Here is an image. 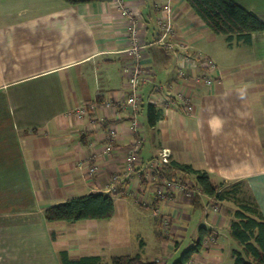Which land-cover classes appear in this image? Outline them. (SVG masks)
Here are the masks:
<instances>
[{"label": "crops", "instance_id": "crops-1", "mask_svg": "<svg viewBox=\"0 0 264 264\" xmlns=\"http://www.w3.org/2000/svg\"><path fill=\"white\" fill-rule=\"evenodd\" d=\"M234 1L264 21V0ZM122 2L136 12L138 38L147 44L136 169L166 149L170 156L161 163H189L215 182L243 180L264 217V31L253 32L249 43L229 45L186 0ZM167 2L176 39L188 51L214 60L216 81L207 86L190 80L193 110L186 111L181 101L176 110L157 107L162 116L151 125L147 117L153 84L173 91L179 82L175 54L149 44ZM128 27V18L111 0H0V264H61L62 249L71 257L98 255L105 261L138 253L130 241L110 232L108 218L51 222L44 215L57 202L105 192L114 175L121 191L116 196H129L136 182L135 174L124 171V156L135 135L120 106L128 93L123 73L130 61L125 52L131 45ZM91 101L95 109L79 116L77 109ZM106 101L112 105L105 106ZM108 142L113 149L106 153ZM146 145L149 157L143 155ZM92 164L97 165L94 175L87 173ZM193 179L185 177L189 184ZM140 183L149 186L150 203L157 199L152 229L159 243L145 254L149 260L172 253L196 217L200 222L191 231V244L200 226L214 230L216 239L195 253L193 261L233 264L238 244L229 234L232 203L222 202L216 211L208 197L179 190L156 198L150 173L149 183L146 173ZM159 214L170 219L168 237L160 234Z\"/></svg>", "mask_w": 264, "mask_h": 264}, {"label": "trees", "instance_id": "trees-1", "mask_svg": "<svg viewBox=\"0 0 264 264\" xmlns=\"http://www.w3.org/2000/svg\"><path fill=\"white\" fill-rule=\"evenodd\" d=\"M69 3H83L106 0H65ZM194 12L203 22L218 35H223L229 45L251 42L253 32L264 31V21L253 11L247 10L234 0H186ZM162 116V110L154 104H148V122L155 124ZM153 159V158H152ZM161 178L180 181L188 188L198 189L194 197L206 196L210 202H231L234 205L232 220L229 229L230 236L237 242L238 247L232 250L233 264H264V217L255 201L246 189L243 180L215 182L207 171L196 169L189 163L170 160L160 162L158 167ZM193 176L194 182L188 183L185 177ZM121 193L89 192L57 202L44 211L47 221L76 222L87 219H107L114 212L113 195ZM153 199V206L157 201ZM160 234H163L162 218ZM170 225V219H169ZM215 235L214 230L200 226L198 237L173 264H191L193 255L200 252L205 246L208 237ZM216 236V235H215ZM61 264H163V260L155 257L144 259L140 253L133 255H115L108 261L98 255H84L71 257L68 250L59 251ZM156 259H159L158 262Z\"/></svg>", "mask_w": 264, "mask_h": 264}, {"label": "built area", "instance_id": "built-area-1", "mask_svg": "<svg viewBox=\"0 0 264 264\" xmlns=\"http://www.w3.org/2000/svg\"><path fill=\"white\" fill-rule=\"evenodd\" d=\"M116 3L121 10V14L126 16L129 20V32L131 37V45L125 52L130 57V61L123 65V73L126 77L127 82V97L120 106L126 112L127 117L130 120V130L135 135L133 141L127 149L124 156V171L126 175L135 174V180L138 181V191L141 177L146 173V179H149L153 184L154 196L156 198H166L168 196V191L179 190L184 192L187 196L193 197L195 193H200L198 189L188 188L180 181L174 179L164 178L161 179L160 171L158 169L161 159H167L170 156V152L163 149L160 153V158L151 159L142 163L140 168L136 169L139 162V150L141 146V139L138 136L140 128L139 120V110L142 102V85L147 81V71L142 63L143 51L146 47V43H143L138 38V19L137 14L134 10L127 8L123 5L122 0H111ZM159 29L156 37L149 42V44H155L165 47L168 51L175 54L177 60V77L178 85L173 91L166 89L164 84L154 83L151 91L149 101L156 107H164L169 110H176L178 106V101L183 102V108L191 112L193 110V104L190 101V95L188 94V82L190 80L201 84L211 86L216 81V76L214 75V70L216 64L214 60L204 54L201 51L190 52L186 46L181 45L176 39L175 28L173 23V9L171 4L167 2L164 5L163 13L158 19ZM190 78V79H189ZM105 106H110L112 103L106 101ZM96 107V102H89L87 105L77 109V114L83 116L88 112L92 111ZM110 138V137H109ZM113 149L112 142H108L104 148L106 153ZM87 173L94 175L97 173V165L92 164L88 167ZM116 179L117 175H114L112 181L105 187V192L115 193L116 190ZM143 192L148 191L149 188L144 187ZM151 201V200H149ZM211 207L214 210L219 209V204L215 202H210ZM163 228L165 233H168L169 217L164 216L162 218ZM216 239L215 235L207 238L205 244L214 243ZM158 262L159 259H156ZM191 264H202L196 263L194 261Z\"/></svg>", "mask_w": 264, "mask_h": 264}, {"label": "rangeland", "instance_id": "rangeland-1", "mask_svg": "<svg viewBox=\"0 0 264 264\" xmlns=\"http://www.w3.org/2000/svg\"><path fill=\"white\" fill-rule=\"evenodd\" d=\"M140 118L144 120V117H139V120ZM147 148L148 146L146 145V149L143 153L145 157H149V149ZM147 181L149 183V179H147ZM137 183L138 182L132 183L128 191L130 194L129 196L123 197L116 196V194L113 195L114 212L112 216L108 218L109 222L107 225L111 233L120 235L122 239L130 241L135 248V252L141 253L144 259L149 260V256L145 254L154 247V244L159 243V239L156 234L153 233L152 229L154 208L149 203L151 195H147L148 191H142L143 188L141 184H139L140 191H138ZM147 188H149V186H147ZM152 194H154V190ZM196 216L202 217L201 209L196 211ZM191 221L190 230L186 233V238L180 242L179 246L174 249L172 253H165V257L162 260L167 259L168 264H173L174 261L181 256L182 252L192 245L191 231L196 228L200 221L196 217H193ZM163 234H165V231H163ZM236 246L238 247V245Z\"/></svg>", "mask_w": 264, "mask_h": 264}]
</instances>
